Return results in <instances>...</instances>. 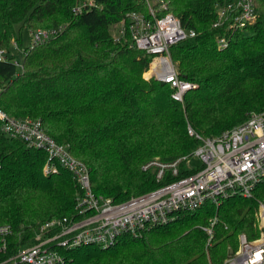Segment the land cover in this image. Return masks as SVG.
<instances>
[{
  "label": "trees",
  "instance_id": "obj_1",
  "mask_svg": "<svg viewBox=\"0 0 264 264\" xmlns=\"http://www.w3.org/2000/svg\"><path fill=\"white\" fill-rule=\"evenodd\" d=\"M82 0H0V109L9 116L39 119L42 130L89 169L95 195L113 203L151 191L160 184L143 164L157 157L170 162L191 154L204 138H214L264 110V0H254L256 20L243 29L229 23L214 27L218 6L231 0H154L166 6L195 37L170 48L180 78L195 87L182 103L169 84L146 80L152 56L130 42L114 41V25L127 13L148 15L145 2L95 0L101 10L74 9ZM23 29L58 30L30 45L21 62L9 57L10 45L22 46ZM42 28V29H38ZM227 42L220 48L218 41ZM47 157L0 129V226L8 225V254L35 244L41 227L75 216L81 192L72 175L58 168L44 174ZM183 172L182 175H185ZM234 196L217 207L207 203L182 212L139 237L122 236L114 245L63 250L64 264H223L237 249V237L259 236L257 202ZM215 218L212 245L199 226ZM1 245V241H0Z\"/></svg>",
  "mask_w": 264,
  "mask_h": 264
},
{
  "label": "built area",
  "instance_id": "obj_2",
  "mask_svg": "<svg viewBox=\"0 0 264 264\" xmlns=\"http://www.w3.org/2000/svg\"><path fill=\"white\" fill-rule=\"evenodd\" d=\"M145 2L148 15L127 13L115 27L114 41H127L138 50L152 56L150 79L169 84L173 100L182 103L184 94L195 86L179 77L170 58V48L195 37L193 30L184 29L180 21L166 11L165 4L153 8V1ZM101 10L95 0H82L74 9ZM214 27L229 23V27L243 29L256 20L254 0H231L218 6ZM58 30L31 31L32 45L56 37ZM225 48L224 39L218 41ZM17 48L16 44H14ZM6 60V51L0 50V61ZM17 66L18 62L16 63ZM0 129L9 138L23 141L28 148L43 151L47 160L44 174L58 168L72 175L81 194L75 199V216L45 223L35 237V244L8 254V225L0 226V264H64L63 250L86 245L108 248L122 236L139 237L148 229L167 224L182 212H193L210 203L217 207L224 199L234 196L252 198L256 186L264 180V110L251 113L241 125L214 138H204L188 128L190 136L200 141L195 150L182 158L170 161H149L143 171H153L157 188L144 194L113 203L93 193L88 167L74 158L67 145L58 144L45 134L39 121L18 120L0 109ZM197 161L198 166L192 167ZM186 172L185 175H182ZM256 225L259 236L249 240L241 233L237 249L229 251L223 264H264V200L257 202ZM213 218L207 226H199L206 235V248L212 245Z\"/></svg>",
  "mask_w": 264,
  "mask_h": 264
},
{
  "label": "rangeland",
  "instance_id": "obj_3",
  "mask_svg": "<svg viewBox=\"0 0 264 264\" xmlns=\"http://www.w3.org/2000/svg\"><path fill=\"white\" fill-rule=\"evenodd\" d=\"M84 1H88V0H84ZM149 2H151V0H149ZM38 29H42V28H38ZM15 31H16V37H17V39H18V41L20 40V36H21V40H22V46L20 47V48H14V46L13 45H10V47H9V53L7 54L9 57H11L12 55L15 57V61L16 62H21L22 61V59H23V56H24V51H25V49L27 48V47H29V45H30V34H29V31L28 30H26V29H23L21 32H20V36H19V26H17L16 28H15ZM31 32V31H30ZM112 34H116L115 33V31H113L112 30ZM150 71H149V69H148V71L143 75V77L146 79V80H148V79H150ZM253 113H255V112H253ZM21 120H32V121H39L40 122V120L39 119H36V120H33V119H28V118H26V119H21ZM41 123V122H40ZM195 150V149H194ZM194 150H192V152L194 151ZM192 152H190V153H192ZM184 156H187V155H184ZM184 156H181V157H178L177 159H179V158H182V157H184ZM78 160V159H77ZM152 160H154V161H162V160H160L159 158H157V157H155V158H153V159H151L150 161H152ZM176 160V159H175ZM80 161V160H79ZM173 161V160H172ZM82 162V161H81ZM149 162V161H148ZM162 162H164V161H162ZM83 163V162H82ZM147 163V162H146ZM145 164H143V166H144ZM142 166V167H143ZM192 167H196V166H198V162L197 161H193L192 162V165H191ZM145 172V171H144ZM147 172V171H146ZM150 172H152L153 174H154V172L153 171H150ZM155 176V175H154ZM261 201H263V200H261ZM67 218V217H66ZM12 233V232H11Z\"/></svg>",
  "mask_w": 264,
  "mask_h": 264
}]
</instances>
